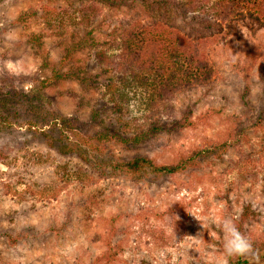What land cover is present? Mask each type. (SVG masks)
Instances as JSON below:
<instances>
[{
    "label": "rangeland",
    "instance_id": "rangeland-1",
    "mask_svg": "<svg viewBox=\"0 0 264 264\" xmlns=\"http://www.w3.org/2000/svg\"><path fill=\"white\" fill-rule=\"evenodd\" d=\"M44 4L0 0V264H223L222 221L243 215V233L261 256L264 27L234 13L232 18L239 20L212 26L191 15L177 21L189 35V28L199 23L212 75L207 83L173 97L167 114L162 107L152 109L144 90L115 65L124 63L123 41L139 19L146 25L149 16L100 6L93 45L78 46L80 32L67 22L61 36L44 25ZM70 16L77 17L72 10ZM69 45L71 58L61 65ZM100 52H107L111 67L99 65L95 55ZM53 71L74 72L75 79L52 84L47 79ZM77 77L87 79L88 88H81ZM103 77L122 84L127 99L122 109L129 111L133 129L168 122L187 107L197 123L182 130L169 124L139 146L111 145L101 155L90 147L98 128L90 114L115 115L101 86ZM203 112L210 118L198 122ZM59 118L74 121L77 131L63 133ZM47 138L81 144L92 165L75 170V161L64 173L69 157L59 156ZM193 146L209 151L196 168L173 176L130 180L105 175L98 164L106 163V157L137 155L173 164ZM198 234L202 243L186 238Z\"/></svg>",
    "mask_w": 264,
    "mask_h": 264
},
{
    "label": "trees",
    "instance_id": "trees-1",
    "mask_svg": "<svg viewBox=\"0 0 264 264\" xmlns=\"http://www.w3.org/2000/svg\"><path fill=\"white\" fill-rule=\"evenodd\" d=\"M50 2H55L56 6L50 7L48 5ZM59 2L65 6L57 5ZM243 5V9L235 11ZM100 6L110 10L121 8L130 12L139 10L142 11L140 18L150 17L147 19L146 25L142 24L141 19L137 21L135 28L120 47V51L125 54L124 63L122 65L115 63V65L117 68H122L125 74L122 73L125 76H130L135 87L144 90L152 109L159 110L162 107L167 114H171L170 110L167 112L165 109L173 97L186 89L191 90L207 83L212 75L204 57L205 45L202 39L205 36L198 30L199 23L189 28V31L193 32L192 35H189L182 27L176 25L177 21L191 15L194 16V19L206 21L212 26L223 21L239 20L232 18L231 15L234 13L235 16L241 18L240 20L250 18L264 27V0H45V4L41 8V18L46 27L51 30L58 29L56 34L60 36L67 28V24L72 26L77 32H80L81 39L77 41L78 46L87 42L89 46H92L93 41L90 42V40H93L92 32L96 29L93 23L100 13ZM71 10L76 13V18L70 16ZM153 14L157 18H154ZM34 42L39 45L40 39L36 38ZM73 50L70 45L64 49L63 56L59 61L61 65H65L70 60ZM106 54L107 52H100L95 55V58L102 67H111L110 58ZM73 75H75L74 72L62 75L58 71H53L47 82L55 84L63 78L73 80L75 79L72 77ZM77 79L81 88L83 86L88 88L87 79L79 77ZM101 80V86L104 88L105 94L109 96L111 108L115 112L113 119L110 117L100 118L98 111H93L90 114L91 122L98 123L97 130L93 132V139L96 142L90 147L97 149L101 155L104 154L105 148L111 145L119 148L139 146L150 137L160 133L166 125L170 124V128H174V130H182L191 128L197 123L191 119L193 111L187 107L181 111L178 117H172V120L168 122L156 120L147 129H133L135 123L131 121L129 111L122 109L127 101L121 91L122 84L114 82L111 78L103 77ZM121 82L123 83L124 80ZM94 88L96 89V87ZM196 118L198 122H205L210 118V114L203 112ZM58 120L62 122L60 129L63 133L77 131V127L71 124L74 121L61 118ZM64 125H67V128ZM78 140L85 144L81 137ZM47 144L54 148L62 158L69 157L64 161L62 169L64 173L69 171L67 168L70 167V163L75 161L78 162V167L74 164L75 170L92 165L85 156L81 144L57 143V140H54L53 143L50 138H47ZM208 151L206 148L201 149L198 146H193L187 152L182 153L177 162L173 164H160L153 158L144 155L132 156L127 159L106 157L105 160L108 159L106 163L98 161V164L102 165V172L105 175L122 176L130 180H137L143 175L173 176L189 168H196L197 160L204 156V152ZM244 218L245 215L234 219L242 233ZM260 251L262 252L260 259L263 260L260 264H264V242L261 244ZM221 252L224 254L223 246ZM248 263L249 261L243 257L228 258V264Z\"/></svg>",
    "mask_w": 264,
    "mask_h": 264
},
{
    "label": "clouds",
    "instance_id": "clouds-1",
    "mask_svg": "<svg viewBox=\"0 0 264 264\" xmlns=\"http://www.w3.org/2000/svg\"><path fill=\"white\" fill-rule=\"evenodd\" d=\"M221 226L224 233L223 249L225 260L223 264H228V258L231 257H243L249 259L250 264H260L258 250L254 248L253 242L240 231L232 218H224ZM186 238L195 242H203V237L200 234L187 236Z\"/></svg>",
    "mask_w": 264,
    "mask_h": 264
}]
</instances>
